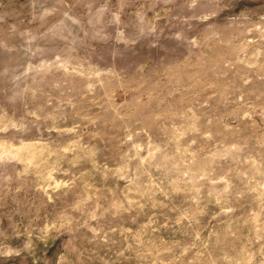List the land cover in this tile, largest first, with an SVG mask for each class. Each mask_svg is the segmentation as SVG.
Here are the masks:
<instances>
[{
	"label": "rangeland",
	"instance_id": "obj_1",
	"mask_svg": "<svg viewBox=\"0 0 264 264\" xmlns=\"http://www.w3.org/2000/svg\"><path fill=\"white\" fill-rule=\"evenodd\" d=\"M0 264H264V0H0Z\"/></svg>",
	"mask_w": 264,
	"mask_h": 264
}]
</instances>
